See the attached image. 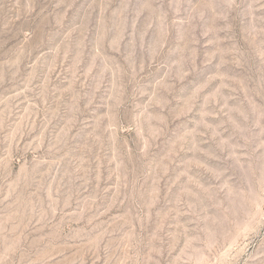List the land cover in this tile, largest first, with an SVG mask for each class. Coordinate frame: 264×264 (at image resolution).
I'll list each match as a JSON object with an SVG mask.
<instances>
[{
    "label": "rangeland",
    "instance_id": "rangeland-1",
    "mask_svg": "<svg viewBox=\"0 0 264 264\" xmlns=\"http://www.w3.org/2000/svg\"><path fill=\"white\" fill-rule=\"evenodd\" d=\"M0 264H264V0H0Z\"/></svg>",
    "mask_w": 264,
    "mask_h": 264
}]
</instances>
